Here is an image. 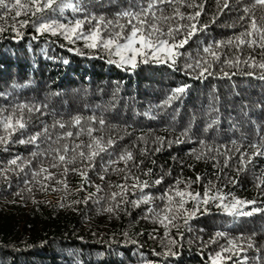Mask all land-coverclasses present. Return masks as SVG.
Here are the masks:
<instances>
[{
	"label": "trees",
	"instance_id": "trees-1",
	"mask_svg": "<svg viewBox=\"0 0 264 264\" xmlns=\"http://www.w3.org/2000/svg\"><path fill=\"white\" fill-rule=\"evenodd\" d=\"M229 2L230 8L219 14L213 23L218 13L216 0H206L199 20L209 27L194 36L182 52L195 56L200 41L207 44L223 40L243 30L241 25L247 21L238 19L244 15L242 6L236 0ZM243 3H249V0H243ZM84 4L89 11L111 18L117 10L116 5L126 6L127 0H84ZM182 11L193 10L184 8ZM255 11L257 17L262 14L260 9ZM44 15L67 23L81 14L74 16L71 9H66L63 15L48 11ZM13 16L8 13L0 17V26L5 28L0 33V93H11L7 99L0 96V105H7L12 100L31 102L41 105L42 112L55 111L57 118L63 114L65 119L76 114L103 115L107 124L103 133L95 135L117 140L116 151L128 148L134 161L128 165L131 169L128 180L124 178L127 170L114 172L111 168L101 180L99 157L95 167L87 171V181L76 172L63 177L62 169L49 168L55 178L44 181L46 190L35 181L25 184V180L31 179L28 168L20 172L11 166L13 170L0 174V264H212L211 258L220 251L219 246L227 243L226 239L209 243L217 231L226 232L232 238L251 237L253 244L248 248L247 239L238 241L244 251L224 264H236L237 260H245V264H264V212L234 220L209 204V212L205 214L202 208L188 225L183 219L175 221L179 228L169 225L168 238L177 241L173 250L179 255L164 258L155 253L166 251L161 243L166 239L165 228L154 222L150 214V218H144L151 205L121 204L113 213L105 211L113 206L112 193L120 191L116 185L133 184L131 176L149 182L163 177V183L145 189L146 193L158 196L177 178L194 181L200 175L202 180L192 185L193 191L203 193L204 185L213 181L223 192L243 200H255V207H264V185L257 187L258 178L264 174V157H254L246 170L238 174V153L237 159L230 161V167L223 171L214 167L216 161L197 160L192 154L193 149H200L201 139L209 143L215 140L219 144L232 139L239 141L242 135L247 137L242 151L251 154L247 143L259 140L258 127L264 133V80L247 76H233L231 80L215 76L194 79L163 64H140L135 71H126L109 64L106 54L98 50L90 52L83 41L71 44L59 34L37 33L31 23L20 27V21L31 22L34 18L24 14L16 19ZM233 23L237 25L235 28L228 27ZM13 24L21 36L13 31ZM76 50L82 54L77 55ZM224 51L228 52V49ZM250 51L246 48L244 55ZM259 52L257 49L253 53L257 60L261 59ZM178 63L182 66L184 58L181 57ZM219 67L215 65L214 71L218 72ZM255 71L259 74L258 69ZM182 85L188 87L180 99L167 107H155L162 104L174 88ZM145 112L155 118H149ZM212 119L217 123L205 131ZM41 121L51 124L52 118L34 113L28 131L40 130ZM189 126L188 136L181 137L184 142L175 143ZM140 136L145 139H138ZM158 137L163 139V145ZM17 138L19 134L13 137L14 140ZM80 139L87 140V137ZM169 141H173L170 146ZM157 148L160 150L156 151ZM35 150L33 145L18 143L9 144L7 150L0 146V168L8 167V161L16 156L31 160L32 170L40 167L41 160L44 167H48L47 158H31L30 153ZM217 159L222 167L224 157ZM69 167L79 169L83 165L77 161ZM113 167L120 169L125 165L120 162ZM149 169L151 176L144 175ZM60 179H66L67 189L56 183ZM183 187L181 184L180 188ZM28 188L32 190L28 191ZM133 191L128 188V200H135L140 195L138 189L136 195ZM154 205L160 207L161 202L156 200ZM186 207L190 209L191 202Z\"/></svg>",
	"mask_w": 264,
	"mask_h": 264
},
{
	"label": "snow or ice",
	"instance_id": "snow-or-ice-1",
	"mask_svg": "<svg viewBox=\"0 0 264 264\" xmlns=\"http://www.w3.org/2000/svg\"><path fill=\"white\" fill-rule=\"evenodd\" d=\"M236 2L241 4L244 13L238 19L241 22L247 21L246 24L242 23L241 25L243 30L223 40L207 44L200 41L195 56L187 51L182 52L181 49L185 48L194 36L200 32H205L209 27L208 24H201L199 20L201 14L204 13L206 0H127L126 6L116 5L117 10L111 18L105 14L89 11L84 0H76V2L73 0H0V17H4L8 13L14 14L13 19L19 18L22 14L29 15L34 19L31 22L28 20L20 21V27H27L31 23L37 33H49L53 36L59 34L71 44L83 41L84 47L90 52L98 50L106 54L109 64H115L126 71H135L140 64H163L173 71H183L194 79H207L208 76H215L231 80L233 76H247L264 80V0H249L247 4H244L243 0H236ZM216 5L218 13L213 18V23L219 14L230 8V2L229 0H216ZM184 8L193 11L186 13L182 11ZM66 9H71L74 16L76 14L81 15L79 18L68 20L67 23L60 22L54 16L44 15L46 11L58 12L63 15ZM256 9H260L262 12L259 17L256 16ZM236 26V23H233L228 27L235 28ZM12 29L17 36L22 35L15 24L12 25ZM4 31L5 28L0 26V33ZM246 48L251 51L244 55ZM224 49H228V52H225ZM257 49H260V60H257L253 55ZM76 54L81 55L82 53L76 50ZM222 56L224 57L223 60H221ZM181 57L184 58L182 66L178 63ZM67 62L64 61V63ZM215 65H220L218 72L214 71ZM245 68L249 70L245 71ZM228 69H234V71H228ZM257 69L259 74L255 71ZM187 87V85H182L174 88L163 103L155 107L170 106L174 100L180 99ZM9 95L11 93H0V96L5 99ZM43 107L46 108L47 105ZM38 112L42 116H51L52 123L48 124L41 121L40 130L30 133L28 128L32 115ZM144 115L155 118L150 116L149 112H145ZM216 123V119L210 120L205 131ZM106 124L107 121L103 115L97 116L95 113L88 116L71 115L65 119L63 114L57 118L55 111L42 112L41 105L31 102L12 100L7 105H0V146L7 150V146L11 143L33 145L36 150L30 153L32 159L41 157L48 159V167H44L43 160H41L40 167L32 170L31 160H24L22 157L16 156L8 161V167L0 168V174L13 170L11 166L19 169L20 172H24L25 168H28L31 179L25 180V184L35 181L41 185L42 190H46L47 185L44 181H51L55 178V174L50 172L49 168L62 169L63 177H66L69 172H76L87 181V171L95 167L96 159L99 157L101 180L105 178L104 174L108 173L109 168L114 172L127 170L124 178L128 180L131 173L128 165L129 162L134 161V155L126 147L117 152V140L111 137L106 140L102 134L95 135V133H103ZM108 127L114 128L117 125H108ZM57 129L59 131H56ZM190 130L191 127L189 126L181 132L175 143H183L184 140L181 137H187ZM53 132H55L54 138ZM17 134H19V138L14 140L13 137ZM126 134L131 135V133ZM256 135L259 136V140H253L246 145L248 149L252 150L251 154L247 150L242 151L245 148V141H247V137L243 135L239 141L232 139L228 143L219 144L215 140L209 143L201 139L199 141L200 149H193L192 154L197 160L216 161L214 167H219V170L223 171V168L230 167V161L237 159L236 154L238 153L237 162L240 167L236 171L239 174V172L246 170L247 165L252 162L254 157H264V133L259 127L256 130ZM82 136L87 137V140H81ZM138 139L144 140L145 137L140 136ZM157 140L163 145L162 138L158 137ZM172 143L173 141H169V146ZM41 145H46V147L42 148ZM159 150V148L156 149V151ZM141 154H144L143 149H141ZM218 157H224L222 167ZM77 161L83 165L82 168L69 167ZM120 162L124 163V168L113 167ZM133 166L139 168L138 164ZM144 175L151 176V169L147 170ZM131 178L134 181L131 185H116L120 191L112 193L113 206L106 208L105 211L113 213L121 204H131L133 207H139L141 203L151 205L147 208L144 218H154V222H158L165 228L166 239L162 240L161 243L166 251L155 253V255L164 258L179 255L173 250L177 241L168 238L169 225L179 228L180 225L175 223L178 219H183L184 224L188 225V222L202 208L203 212L207 214L209 204L234 220L264 212V207L254 206L257 201L243 200L232 193H225L213 181H208L204 185L203 193L193 191L192 185L200 183L202 180L200 175H197L194 181L191 179L184 181L177 178L158 196L146 193L145 189L163 183V177L151 182L141 181L137 176H131ZM258 180L257 187L264 185V174ZM231 182L235 184V180ZM56 183L63 184L64 188L67 189L66 179L57 180ZM181 184H184L183 188H180ZM129 187L134 190L133 195H136L138 189L140 195L137 199L128 200L126 193ZM27 190L31 191L32 189L28 188ZM97 190H100L99 186H97ZM156 200L161 202L160 207L154 205ZM189 202L192 204L190 209L186 207ZM250 206H252L251 209L246 211L245 209ZM220 239H226L227 243L219 246L220 251L211 258L212 264H224L225 261L231 260L233 255L244 251L243 245L238 241L247 239L249 241L247 247H253L251 237L232 238L223 231H217L209 243H218ZM225 253L229 255L226 256ZM236 264H245V260H237Z\"/></svg>",
	"mask_w": 264,
	"mask_h": 264
}]
</instances>
